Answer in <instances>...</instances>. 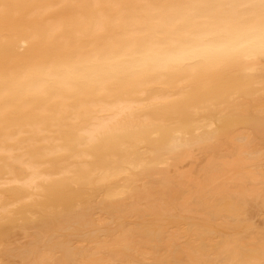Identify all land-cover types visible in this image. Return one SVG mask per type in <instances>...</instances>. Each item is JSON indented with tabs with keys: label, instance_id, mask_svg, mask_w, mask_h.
I'll list each match as a JSON object with an SVG mask.
<instances>
[{
	"label": "bare ground",
	"instance_id": "6f19581e",
	"mask_svg": "<svg viewBox=\"0 0 264 264\" xmlns=\"http://www.w3.org/2000/svg\"><path fill=\"white\" fill-rule=\"evenodd\" d=\"M0 264H264V0H0Z\"/></svg>",
	"mask_w": 264,
	"mask_h": 264
},
{
	"label": "clouds",
	"instance_id": "9594fccd",
	"mask_svg": "<svg viewBox=\"0 0 264 264\" xmlns=\"http://www.w3.org/2000/svg\"><path fill=\"white\" fill-rule=\"evenodd\" d=\"M232 48L226 45L209 44L198 40L189 45L182 46L175 51L164 53L159 57L157 68L167 69L171 66L185 65L194 61H210L230 55Z\"/></svg>",
	"mask_w": 264,
	"mask_h": 264
},
{
	"label": "rangeland",
	"instance_id": "374dc122",
	"mask_svg": "<svg viewBox=\"0 0 264 264\" xmlns=\"http://www.w3.org/2000/svg\"><path fill=\"white\" fill-rule=\"evenodd\" d=\"M81 4H82V6L84 5L83 2H81ZM81 4H79V5H81ZM75 12H76V11H75ZM75 12H73L74 15L76 14ZM71 17H72L73 19H72ZM71 17H70L71 19H69V21H68L70 29H72L73 26H74V24H75V19H74V17H73V16H71Z\"/></svg>",
	"mask_w": 264,
	"mask_h": 264
}]
</instances>
